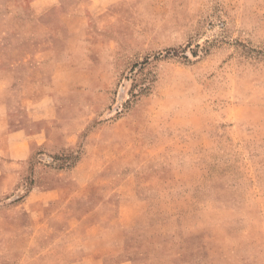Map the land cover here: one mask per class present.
I'll return each instance as SVG.
<instances>
[{"label":"rangeland","instance_id":"rangeland-1","mask_svg":"<svg viewBox=\"0 0 264 264\" xmlns=\"http://www.w3.org/2000/svg\"><path fill=\"white\" fill-rule=\"evenodd\" d=\"M61 8L67 64L48 70L49 98H0L19 141L72 144L32 165L65 170L88 158L82 171L95 176L60 185L72 205L57 227L74 218L80 231L130 223L124 254L95 264H143V253H172L186 236L201 255L264 264V0H62ZM41 103L44 124L34 113ZM32 185L27 176L0 198V264H85L73 253H18L24 238L9 241L16 216L7 208ZM17 218L26 222L23 211Z\"/></svg>","mask_w":264,"mask_h":264},{"label":"crops","instance_id":"crops-1","mask_svg":"<svg viewBox=\"0 0 264 264\" xmlns=\"http://www.w3.org/2000/svg\"><path fill=\"white\" fill-rule=\"evenodd\" d=\"M61 6L62 0H0V98H49L41 92L48 88V70H65L67 64L65 41L60 36L64 32L59 29L64 16ZM78 71L82 73V70ZM41 106L43 103L39 108ZM34 113L40 117L37 119L39 123L44 124L47 117L43 119V108ZM10 119L7 114L0 115V198L6 199L16 193L18 190H13V186L23 182L27 176L33 181L27 197L7 208L10 214L16 216L10 218L7 224L10 226L9 241L14 238H24L26 241L24 251L17 252L73 253L74 257H79L85 264H95L105 258H116L124 254L125 235L131 225L122 219L114 226H89L82 231L81 221L75 218L67 230L57 227L59 211L70 209L72 205L60 200L58 192L66 190L65 186L60 185L72 177L78 183L75 177L95 176L90 170L82 171L88 161L87 156L74 167L65 170L32 165L30 162L38 153L58 154L62 146L70 148L72 144L64 145L61 139L46 136L19 141V127L6 130V127H10ZM40 129L38 126L37 131L41 134L43 126L41 128L40 125ZM37 157L40 160L45 154H38ZM75 185L72 183V188L76 189L74 194L78 190ZM80 204L73 202L74 207L71 209L81 208ZM141 205H144L141 201H129L126 208L139 212L142 210ZM117 208L124 207L119 205ZM18 211H23L25 223L17 218ZM189 239L186 236L181 240V245L179 242V247L174 243L177 248L172 253L165 250L164 253H143V264H184V257L194 258L192 264H197V258H201L203 264L202 260L207 257L214 260L211 261L214 264H242V253L201 255L197 249L188 248ZM120 264L136 263L123 258Z\"/></svg>","mask_w":264,"mask_h":264}]
</instances>
